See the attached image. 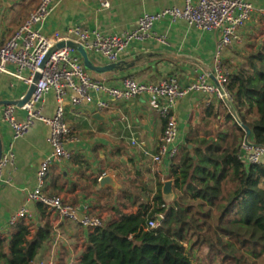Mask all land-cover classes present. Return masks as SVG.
I'll return each instance as SVG.
<instances>
[{"label":"crops","instance_id":"1","mask_svg":"<svg viewBox=\"0 0 264 264\" xmlns=\"http://www.w3.org/2000/svg\"><path fill=\"white\" fill-rule=\"evenodd\" d=\"M104 1L109 2L108 8L101 7ZM249 1L256 8L253 19L240 32V40L221 57L229 73L242 63L247 50H257L264 42L261 41L264 38V0ZM39 2L0 0V45L14 35ZM184 5V0H53V12L42 32L47 35L64 33L68 28L79 25L90 30L99 29L108 35H122L134 30L145 14H157L170 8L182 9ZM154 32L165 37L166 43L158 40L134 43L118 62L120 70L106 74L90 72L93 78L111 87H121L127 77L139 83H159L177 77L180 87L186 88L200 73H206L208 83L215 85L218 32L201 31L190 27L184 20L173 21L168 17L156 23ZM98 62L95 63L109 64ZM9 69L14 71L15 67L10 66ZM29 88L24 82L0 73V151L3 156L10 152L15 155L14 163L3 170L0 178V239L11 240L16 226L10 227V221L26 208L32 214V221L25 222L32 236L38 228L46 225L52 230L51 241L34 264L42 260L79 264L87 247L89 232L73 222L60 223L55 215L28 200V193L36 188L40 166L51 153L50 128L37 121L27 135L15 140L13 128L2 118L4 110L14 106L18 122L25 121L27 113L23 107L7 103L21 101ZM103 99L110 106L98 112L95 104L73 106L67 96L65 121L71 129L67 149L72 158L51 167L45 192L62 196L76 207H89L91 213L107 218L108 224L118 220L115 210L120 209L118 205L123 210V205L132 206L131 202L136 197L139 202L132 209L124 210L136 212L141 200L150 203L159 183L170 180L172 162L165 161L161 168L154 165L153 156L158 152L165 121L149 105L147 98L128 102ZM206 100V95L192 92L178 103L174 116L178 122L181 147L190 132L200 126L208 107L223 113L224 105H228L218 100L208 106ZM37 109L44 116L53 117L57 109L55 94H47ZM98 113L100 116L95 118ZM109 175L120 186L118 191L101 187L100 180ZM128 192L132 193L131 202L125 198Z\"/></svg>","mask_w":264,"mask_h":264},{"label":"trees","instance_id":"2","mask_svg":"<svg viewBox=\"0 0 264 264\" xmlns=\"http://www.w3.org/2000/svg\"><path fill=\"white\" fill-rule=\"evenodd\" d=\"M226 89L250 142L264 147V42L243 56ZM223 112L207 108L171 165L174 201L160 182L150 203L125 212L139 202L125 193L133 207L115 208L117 221L89 233L79 264H264V164L241 159L246 131L229 105ZM51 238L48 225L32 236L19 223L10 241L0 239V264H34Z\"/></svg>","mask_w":264,"mask_h":264},{"label":"built area","instance_id":"3","mask_svg":"<svg viewBox=\"0 0 264 264\" xmlns=\"http://www.w3.org/2000/svg\"><path fill=\"white\" fill-rule=\"evenodd\" d=\"M184 1L182 9L170 8L157 14L143 15L134 30L122 35H108L99 29L90 30L79 25L68 28L64 33L47 35L42 32V27L53 12V0H40L36 10L14 35L5 44L0 45V73L12 76L29 87H35L31 99L23 106L27 113L24 122H18L16 119L14 106H8L2 114L3 120L14 130V139L18 140L27 135L37 121L47 125L51 132V153L40 166L36 188L28 193V200L40 204L48 213L55 215L60 223L73 222L89 233L105 225L104 218L91 213L89 207H76L66 202L62 196L45 192L51 167L72 158V153L67 149V144L71 141V129L65 121L67 96L73 106L95 104L98 112H103L110 106L103 98L117 102L147 98L149 105L158 111L165 121L158 152L153 156L157 168H161L167 160L173 164L180 154V131L174 112L184 97L192 92H199L207 96L208 106L218 100L232 103V96L226 89L230 73L224 68L221 57L240 40V32L253 19L256 8L249 0ZM109 6L108 1L101 4L102 8ZM167 17L173 21L184 20L190 27L201 31L220 34L215 70L216 79L226 92L224 95L216 85L208 83L206 73H200L186 88L180 87L177 77H170L159 83H139L134 78L127 77L121 87H111L104 81L93 78L76 51L67 47L55 50L60 43L73 41L83 45L94 61L118 63L134 43L158 40L165 44L166 38L159 37L154 32V27ZM10 66H14L15 70L11 71ZM51 92L55 94L57 109L53 117H46L37 106ZM241 159L249 165H263L264 147L252 142L249 144L245 140ZM14 161L13 152L2 157L0 178L3 170ZM163 218V215H160L158 221L151 222L149 227L157 229ZM22 221H32L29 209L24 208L18 212L12 217L9 225L15 227ZM36 264L56 263L54 260H42Z\"/></svg>","mask_w":264,"mask_h":264},{"label":"water","instance_id":"4","mask_svg":"<svg viewBox=\"0 0 264 264\" xmlns=\"http://www.w3.org/2000/svg\"><path fill=\"white\" fill-rule=\"evenodd\" d=\"M66 47L76 51L82 57L85 68L91 73L106 74V73L114 72L115 70H120V68H121L120 63L97 65L94 62V60H92V58L90 57V55L88 54V52L86 51L84 46L81 45L80 43H76L73 41L62 42L56 47L55 50H58L61 48H66ZM214 81H215V85L218 87L219 91L224 95L226 93L224 88L219 84L217 79L214 78ZM34 89H35V87L32 85L29 88V91L26 94V96L21 101L8 102L7 104L18 105L19 107L25 106V104H27L29 102V100L31 99L32 94L34 92ZM228 105L233 110V114H234V117L237 120V122L245 129V131H246V142L250 144V138L252 136L251 129L248 127H244V125L242 124L238 115L235 113L234 108L232 106V103L228 102ZM98 116H100V113L96 114L95 118H97ZM2 157H3V154H2V151H0V161H1ZM100 185L102 188L110 187V188L114 189L115 191H118L120 188V186L115 182L114 178L110 175L103 177L100 180ZM163 195H164V198L167 202L174 201L176 195L174 192V181L173 180H168V181H165L163 183Z\"/></svg>","mask_w":264,"mask_h":264},{"label":"rangeland","instance_id":"5","mask_svg":"<svg viewBox=\"0 0 264 264\" xmlns=\"http://www.w3.org/2000/svg\"><path fill=\"white\" fill-rule=\"evenodd\" d=\"M261 41H264V38L263 39H261ZM260 44V43H259ZM261 46V45H260ZM248 51V54L250 53V51L249 50H247ZM95 62L97 63V64H99V62L98 61H96L95 60ZM230 72V71H229ZM223 113H225V112H223ZM215 127H217V126H215ZM123 200V199H122ZM119 206V210H122V206L121 205H118ZM107 221H108V219L106 218V219H104V224L106 225V223H107ZM259 264H261V262L259 263Z\"/></svg>","mask_w":264,"mask_h":264},{"label":"bare ground","instance_id":"6","mask_svg":"<svg viewBox=\"0 0 264 264\" xmlns=\"http://www.w3.org/2000/svg\"><path fill=\"white\" fill-rule=\"evenodd\" d=\"M40 205V204H39Z\"/></svg>","mask_w":264,"mask_h":264}]
</instances>
